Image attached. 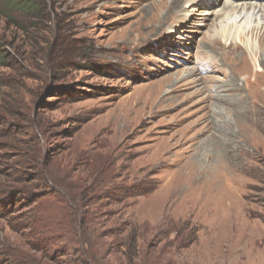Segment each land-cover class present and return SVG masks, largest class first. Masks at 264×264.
Returning a JSON list of instances; mask_svg holds the SVG:
<instances>
[{
	"label": "rangeland",
	"instance_id": "rangeland-1",
	"mask_svg": "<svg viewBox=\"0 0 264 264\" xmlns=\"http://www.w3.org/2000/svg\"><path fill=\"white\" fill-rule=\"evenodd\" d=\"M41 2L28 13L0 0V178L18 167L16 138L52 189H135L113 220L137 224V264H264L257 38L237 52L218 41L217 6L185 21L188 2ZM21 236L0 220V247Z\"/></svg>",
	"mask_w": 264,
	"mask_h": 264
},
{
	"label": "trees",
	"instance_id": "trees-1",
	"mask_svg": "<svg viewBox=\"0 0 264 264\" xmlns=\"http://www.w3.org/2000/svg\"><path fill=\"white\" fill-rule=\"evenodd\" d=\"M41 1L5 0V4L11 10L34 13L41 10ZM8 148L12 151L10 161L18 167L6 172V180L0 178V197L9 199L0 220L23 236L24 246L18 241H5L8 243L0 247V264H137L141 238L137 224L131 220L117 224L113 220L114 207L125 206L135 192L133 187L91 183L78 190L70 188L69 192L52 189L39 165L23 158V147L16 138ZM33 183L45 186L44 190L35 194ZM55 206L65 213V219L51 215ZM39 254L43 255L42 263H38ZM115 255L117 260L112 262Z\"/></svg>",
	"mask_w": 264,
	"mask_h": 264
},
{
	"label": "bare ground",
	"instance_id": "bare-ground-1",
	"mask_svg": "<svg viewBox=\"0 0 264 264\" xmlns=\"http://www.w3.org/2000/svg\"><path fill=\"white\" fill-rule=\"evenodd\" d=\"M163 1L167 2L168 0H161V2ZM233 1L234 0H171L172 8L169 10H175V8L179 7L183 2L190 3L186 8L191 9L188 13L184 14L185 16L183 17V20L186 21L189 16L192 18L194 14L191 15V13H194V8L199 7V5L212 9L217 6L219 13L212 12L209 13V15L214 16L216 14V19L218 18L220 20L218 24L220 28H218L215 35L218 41L223 39L226 44L231 42L229 45L232 46L233 50L236 52L244 49L248 51L251 50L249 46H252L249 42V37H256L258 40L257 46L259 48L264 47V4H258L257 2L259 0H240L245 1L243 4H237ZM225 11L227 12L226 14H224ZM239 23H241V26H238ZM243 46L245 48H243Z\"/></svg>",
	"mask_w": 264,
	"mask_h": 264
}]
</instances>
